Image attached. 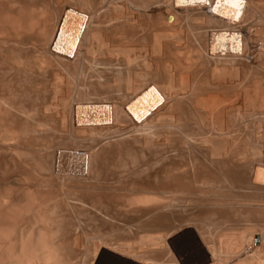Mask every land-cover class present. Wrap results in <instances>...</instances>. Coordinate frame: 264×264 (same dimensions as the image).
Segmentation results:
<instances>
[{
    "label": "bare ground",
    "instance_id": "bare-ground-1",
    "mask_svg": "<svg viewBox=\"0 0 264 264\" xmlns=\"http://www.w3.org/2000/svg\"><path fill=\"white\" fill-rule=\"evenodd\" d=\"M260 108L264 0H0V264H264Z\"/></svg>",
    "mask_w": 264,
    "mask_h": 264
},
{
    "label": "snow or ice",
    "instance_id": "snow-or-ice-1",
    "mask_svg": "<svg viewBox=\"0 0 264 264\" xmlns=\"http://www.w3.org/2000/svg\"><path fill=\"white\" fill-rule=\"evenodd\" d=\"M242 2H243V0H236L237 6H240L242 4ZM237 15H239V14H237Z\"/></svg>",
    "mask_w": 264,
    "mask_h": 264
},
{
    "label": "rangeland",
    "instance_id": "rangeland-1",
    "mask_svg": "<svg viewBox=\"0 0 264 264\" xmlns=\"http://www.w3.org/2000/svg\"><path fill=\"white\" fill-rule=\"evenodd\" d=\"M227 6V5H226ZM264 109V108H263ZM263 109L261 110V108L260 109H258V112H260V110H261V112L263 111Z\"/></svg>",
    "mask_w": 264,
    "mask_h": 264
}]
</instances>
